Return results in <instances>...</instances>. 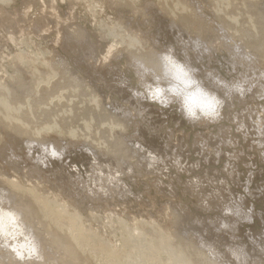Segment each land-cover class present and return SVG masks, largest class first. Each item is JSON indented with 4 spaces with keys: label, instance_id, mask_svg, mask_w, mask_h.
I'll list each match as a JSON object with an SVG mask.
<instances>
[{
    "label": "rangeland",
    "instance_id": "rangeland-1",
    "mask_svg": "<svg viewBox=\"0 0 264 264\" xmlns=\"http://www.w3.org/2000/svg\"><path fill=\"white\" fill-rule=\"evenodd\" d=\"M158 1L139 0L143 11L140 12L115 0H0V89L16 91L22 83H32L35 96L51 98L59 94L67 99L76 95L80 89L37 92L36 74L47 73L49 63L64 58L68 71L86 80L83 92L88 98L99 93L100 98L104 97L102 103L116 109L119 118L128 117L129 123L115 128V136L128 140L131 149L140 148L148 159L158 162L153 165L156 167L148 166L147 159L144 161L146 156L137 152L130 161L136 163V168L130 171L124 164L127 170L124 168L117 174L108 162L92 164L80 148L86 142L84 136L90 135L82 130L79 139L69 138V145L64 144L68 151L64 162L55 160L49 166H41L38 153H30L27 143L20 138L13 140L12 132L7 131L0 133V192L3 189L10 192L12 186L8 181L14 180L13 183L51 198L52 203H67L81 212L79 221L90 229L91 235L97 240L109 239L112 250L120 248L125 230L141 234V227L147 224L164 230L169 226L170 211L176 208L190 224L198 219L208 224L211 217H219L220 222L226 219L230 213L226 208L232 205L240 210L241 216L236 215L240 228L236 239L225 230L218 234L216 240H221L217 241L221 251L227 256L229 244L239 243V251L245 248L250 264H263L264 66L256 64L253 67L257 69L251 71L249 67L233 65L229 52L222 47L210 52L194 47L187 36H181L177 28L171 27L164 14L150 9ZM207 1L192 0L208 20L220 25ZM107 26L116 31L118 26L127 29L123 32L125 37L141 36L144 45L150 48L160 51L174 48L175 56L205 86L209 80L216 83L219 79L239 88L240 81H244L237 89L238 98L221 90L225 103L222 117L209 120L202 114L207 118L205 121L188 118L179 102L168 107L155 102L150 92L153 86L146 85L145 79L140 82L127 38H121L115 30L110 32L112 35L104 34ZM27 101L30 102V97ZM47 138L59 140L50 131ZM96 170L107 175L113 173L112 178L121 180L120 186H116L125 185L127 190L113 189L106 195L112 190L107 182L92 187L98 195L91 197L76 182L83 178L88 181V174ZM91 215L97 220H92ZM232 215L229 217L233 218ZM203 231V235L208 232ZM199 234L195 230L190 232L197 241Z\"/></svg>",
    "mask_w": 264,
    "mask_h": 264
},
{
    "label": "bare ground",
    "instance_id": "bare-ground-1",
    "mask_svg": "<svg viewBox=\"0 0 264 264\" xmlns=\"http://www.w3.org/2000/svg\"><path fill=\"white\" fill-rule=\"evenodd\" d=\"M138 1L115 0L117 3L129 4L134 10L143 12L139 8ZM207 2L214 15L219 19L220 25L216 26L214 22L208 20L204 16V11L200 12V7L192 0H159L154 5L156 8L150 6V9L164 14L169 19L171 27L177 28V33L187 36L190 43L201 51L208 50L210 52L222 47L229 52L232 64L235 66L240 64L251 68V71L257 69V67H253L256 64L264 66V1L208 0ZM110 27L107 26L106 32L103 33L107 35L114 32L115 28L113 30ZM126 30L125 28L120 29L118 26L115 31L121 38H127L131 49L130 56L138 69L140 82L142 83V79H145V84L148 86L166 87L172 81L173 74L166 75V63L163 60V55L171 50V55L180 61L174 54V48L170 47L169 51L150 48L146 44L144 45L143 39L139 35L125 37L123 32ZM80 38L84 39L85 37ZM227 39L229 40L227 41ZM180 62L185 66L188 78L198 82L194 87L201 88L207 94L215 95L220 101L215 114L207 116L209 120H218L223 115L222 107L225 104L220 96L221 90L227 96L237 97V89L239 90L240 86H243L241 84L244 81H240V86L237 88L232 82L229 84L216 79V83H214L209 80L207 87L199 82L193 70L185 62ZM48 65L47 73L36 74L38 78L37 92L47 93L54 90L59 93L60 89H65V91L80 89V91L66 99L59 94L51 98L32 95V83H22V86L16 88V91L4 92L0 89V133L12 132L13 140L20 138L28 144L30 153L33 155L38 153L37 159L41 166H49L55 160L64 162L66 160L64 157L68 152L69 138L77 137L76 139H79L80 132L86 130L90 135L84 136L86 142L81 144L80 148L84 149L83 155L89 158V162L95 165L108 162L109 167L112 166L116 174L123 171L124 164L127 165L128 170L133 171L136 168V163L133 164L130 161L134 154L140 153L142 150L140 148L131 149L127 145L128 140L124 141V139L115 136L114 132L115 128H123L125 123H129L128 117L119 118L116 109L109 108V106L107 108L106 104L102 103L101 99L104 97L100 98L99 93L94 97L97 98L96 100L93 97L88 98V94L83 92L86 80L84 81L76 73H70L64 58L54 60ZM262 77H264V73H262ZM254 82L255 80L251 81L249 86L252 87ZM152 90L153 87L150 92ZM27 97H30V102L27 101ZM133 102H135L134 99ZM173 102L181 103L176 98H173ZM173 102L169 103L167 107ZM141 110V114H143L144 108ZM128 114L130 115V113ZM147 114L149 115V113ZM203 116L202 113H199L198 119H203ZM207 118L201 120L205 121ZM49 131L55 134L59 140H49L47 138ZM153 145L155 144L153 143ZM74 151L75 149L72 150V152ZM143 154L146 156L145 153ZM101 157H105L104 159L107 160ZM144 159L145 162L147 159L148 166L158 164L155 159L150 160L147 156ZM99 167L101 168V166ZM88 175V181H84L86 179L83 178L81 182L76 183L78 186L86 188L91 197L98 195L92 187L95 185L101 187L107 182L111 183L107 186H111L112 190L106 195H110L114 191L113 189L119 192V188L127 190L125 185H121L123 187L116 186H120L121 180H118L117 177L112 178L113 173L111 172L107 175L101 170L98 172L96 170ZM13 181H8L12 186L10 192H4L5 189L0 192V264H250L245 248H240L239 251L240 246H237L239 243L229 244L230 252L226 256L220 249L222 246L217 243L219 240H216L222 230L229 232L236 239V232L240 228L238 226L240 221L236 220V215L241 216V214L240 210H236L232 205L226 208L230 212L227 213V218L225 216L226 219H221L220 222V219H217L219 217L216 219L211 217L208 219L210 221L208 224L199 219L197 223L190 224L181 218L178 212L179 208H176L170 211L169 226L163 228L164 230H161L160 226L151 224L143 225L141 234L125 230L120 248L112 250L108 238L103 241L97 240L94 234L91 235L90 229L82 225L79 221L81 212L78 209L67 203H52L54 201L51 198L47 196L44 198L21 184L13 183ZM81 193L80 191L79 194ZM230 214H233V218L229 217ZM96 218L91 215L92 220H97ZM221 225L223 229L220 227ZM204 229L208 232L203 235ZM191 230L200 233L198 236L196 235L198 241L190 235ZM112 237L115 238V236Z\"/></svg>",
    "mask_w": 264,
    "mask_h": 264
},
{
    "label": "clouds",
    "instance_id": "clouds-1",
    "mask_svg": "<svg viewBox=\"0 0 264 264\" xmlns=\"http://www.w3.org/2000/svg\"><path fill=\"white\" fill-rule=\"evenodd\" d=\"M163 60L166 63V75L173 74L172 81L166 87L153 86L151 97L165 107L173 102V98L179 99L190 119H198L199 113L204 116L215 114L216 107L220 103L216 96L207 94L199 87H194L198 82L188 78L185 66L171 55V51L163 55ZM157 80L159 81V78Z\"/></svg>",
    "mask_w": 264,
    "mask_h": 264
}]
</instances>
